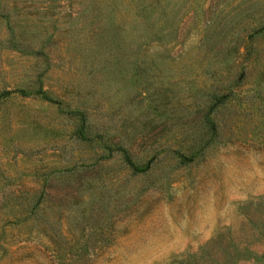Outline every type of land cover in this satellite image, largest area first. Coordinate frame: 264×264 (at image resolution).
Listing matches in <instances>:
<instances>
[{
	"label": "rangeland",
	"instance_id": "1",
	"mask_svg": "<svg viewBox=\"0 0 264 264\" xmlns=\"http://www.w3.org/2000/svg\"><path fill=\"white\" fill-rule=\"evenodd\" d=\"M0 264H264V0H0Z\"/></svg>",
	"mask_w": 264,
	"mask_h": 264
}]
</instances>
